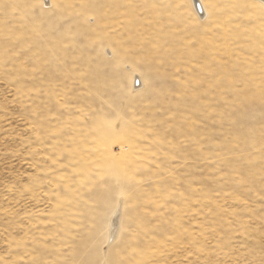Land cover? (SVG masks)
I'll use <instances>...</instances> for the list:
<instances>
[{
    "label": "rangeland",
    "instance_id": "obj_1",
    "mask_svg": "<svg viewBox=\"0 0 264 264\" xmlns=\"http://www.w3.org/2000/svg\"><path fill=\"white\" fill-rule=\"evenodd\" d=\"M201 1L0 0V264H264V3Z\"/></svg>",
    "mask_w": 264,
    "mask_h": 264
},
{
    "label": "bare ground",
    "instance_id": "obj_2",
    "mask_svg": "<svg viewBox=\"0 0 264 264\" xmlns=\"http://www.w3.org/2000/svg\"><path fill=\"white\" fill-rule=\"evenodd\" d=\"M263 3H264V0H261ZM194 4H195V7L197 10H202L203 9V6L201 4V0H193ZM205 8V7H204ZM203 11V10H202ZM201 13V12H200ZM119 212V211H118ZM118 212H115V214L112 216V219L114 220V223H113V232H116L117 231V222H115L116 218H117V215H118Z\"/></svg>",
    "mask_w": 264,
    "mask_h": 264
},
{
    "label": "water",
    "instance_id": "obj_3",
    "mask_svg": "<svg viewBox=\"0 0 264 264\" xmlns=\"http://www.w3.org/2000/svg\"><path fill=\"white\" fill-rule=\"evenodd\" d=\"M200 12H202V10L199 9Z\"/></svg>",
    "mask_w": 264,
    "mask_h": 264
}]
</instances>
